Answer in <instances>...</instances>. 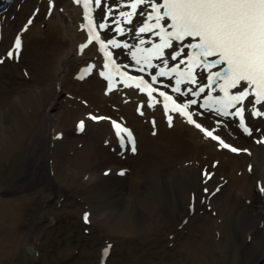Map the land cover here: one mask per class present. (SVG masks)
<instances>
[{"label":"bare ground","instance_id":"6f19581e","mask_svg":"<svg viewBox=\"0 0 264 264\" xmlns=\"http://www.w3.org/2000/svg\"><path fill=\"white\" fill-rule=\"evenodd\" d=\"M21 7L17 14L20 18L28 15L31 21L17 25L12 32L11 46L16 45L12 56L0 48V58L4 57L0 64V122L4 118L7 124L6 142L0 133V148L7 147L0 162L11 152L18 154L9 158L0 173L20 158L30 133L34 132L38 146L33 145L35 154L18 170L15 181L0 180V264L39 263L43 235H52L54 221L62 217L65 205L77 207L78 198L61 201V191L66 194L70 186L84 179H88V193L81 196L88 206L84 210L90 225L113 238L121 232L132 233L137 224L147 221L144 208L161 209L168 223H160L165 235L154 252L163 264H264V149L256 144L264 134V115L259 103L246 100L243 104L253 123L249 137L231 120L228 128L219 130L235 144L247 145L250 152L219 149L215 141L163 108L159 100L133 86L119 84L114 91L109 89L101 69L104 58L95 46L85 45L82 12L74 0H24ZM8 32H3L1 46ZM86 62L94 67L83 76ZM17 79L25 87H18ZM113 104L118 110H113ZM91 114L105 120H92ZM110 114L120 115L134 126L138 154L119 146L108 120ZM169 115L174 116L172 123ZM82 118L87 124L78 134L76 122ZM214 119L213 113L201 118L207 124ZM61 143L65 144L59 147ZM216 160L219 163L214 166ZM133 164L135 170L122 177L118 170ZM102 165L107 167L100 170ZM205 166L213 174L210 179L202 174ZM105 169L110 170L108 176L100 172ZM45 183L54 191L52 196L46 195ZM143 189L148 194L139 198ZM64 215L68 217L67 212ZM60 248L56 243L57 262L48 264L67 262L65 250ZM83 250L99 264L98 247ZM93 260L91 257L90 262Z\"/></svg>","mask_w":264,"mask_h":264},{"label":"rangeland","instance_id":"374dc122","mask_svg":"<svg viewBox=\"0 0 264 264\" xmlns=\"http://www.w3.org/2000/svg\"><path fill=\"white\" fill-rule=\"evenodd\" d=\"M22 2L23 0H15V3L12 5L13 10H9L6 13L7 17L3 19L4 15L1 16V21H5V23L2 24L3 32H5V30H9L8 34H10L7 38L5 45H0V48L3 51H5L7 47L9 48L11 44L10 38L15 27H17V25L20 26L27 17L25 16L23 18H20V16L17 14V11L21 9L20 5ZM26 71L27 70L23 69V72ZM16 83L18 87H25V83L22 79H17ZM12 100L17 103L19 102L16 101L17 99ZM113 105L114 106H112V108L116 110L115 106L117 105ZM25 112L26 111H24L23 113ZM1 121L2 122H0V133L4 141L6 142V132L4 130L7 128V124L4 118H2ZM25 125L29 126L28 124ZM33 134L34 132L30 133V136L25 139L23 143L22 154H19L20 158L15 161L12 165L7 166L4 172L0 173V180H2L3 183L15 181L18 170L22 168V166L29 158H32L34 156L35 148L33 149V145L36 141ZM64 144L61 143L59 147L64 146ZM78 145L79 141L77 142V146ZM35 146H38V144L36 143ZM1 147L2 149L0 148V158L3 153L7 151L6 144L2 145ZM68 148L69 146L67 147V149ZM80 148H82V146H80ZM73 154L74 151L71 152V155ZM14 155L15 154L11 152V156L9 158L13 157ZM9 158L4 157L1 160V169H3L4 165L8 163ZM52 161L53 158L50 159V162ZM104 167L107 166L102 165L100 167V170H102ZM135 168L136 165L133 164L132 171L135 170ZM100 172L104 174V170ZM87 180L88 179H84V182L78 181L74 183V186L69 187L70 190H66V194H62V191L61 194L60 192H58L60 194L59 198L61 201L63 199L67 200L70 198H78L77 207H75L73 204H70V206L65 205V207L63 208L62 217L57 218L54 221L55 229H53L52 235L48 237L47 235H43V241L40 245V251L38 256L39 263L36 264H48L50 262H57L55 261L57 255L55 249L56 243L61 247L60 250H65L64 256L67 260V262L65 260H63V262L62 260H59L60 262H62L60 264H97V260L93 255L90 254V252L88 253L84 250L82 251V249L84 248H86L87 251H92V249H95L97 247L99 248L100 253H102L105 248H109V261H105L106 264H163V262L161 263L160 258L155 255L154 252H158V247L160 244H162V241L160 243V240L165 235L164 231L160 229V223H165V226L166 223H168V221L165 220L163 213H161V209L157 208L153 210V208H144V206L140 203L141 207H143L144 210L148 212V220L145 222L142 221L137 224L134 230H132V233H129L127 231L121 232L118 234L117 238H113L109 235H106L102 229H98V227L95 228L90 225V219L85 216L86 211L84 209L88 206L85 204V201L82 199V196L83 194L88 193V188H86L87 183L85 182ZM44 185L46 186V188H44L46 195L52 196L54 194V191L50 189V187L48 186L49 184L45 183ZM106 185L108 184H104V186ZM147 194L148 191L146 189H143L139 193V198H145ZM97 200L99 202H102V196H98ZM94 202H96V200H94ZM30 204L31 202L29 203V205ZM83 206L85 207L83 208ZM56 208L58 209V211H61L60 204L57 203ZM68 210L70 211V213L68 212ZM65 212L68 213V217H65ZM173 214L176 215L175 213ZM58 221L59 224L57 225ZM97 224H99L98 221ZM60 227H63V229H60ZM152 229H154L153 233H151ZM153 245H155L154 248L149 250V248ZM150 256H153L154 260H152ZM91 257H93L94 259L93 262H90ZM101 263H103V261L100 259L99 264ZM24 264H29V261L26 260ZM189 264H192V262H190Z\"/></svg>","mask_w":264,"mask_h":264}]
</instances>
